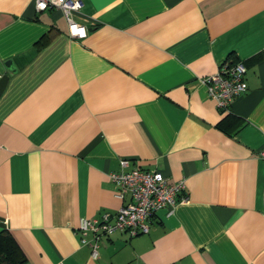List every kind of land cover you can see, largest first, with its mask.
Instances as JSON below:
<instances>
[{
	"label": "crops",
	"instance_id": "1",
	"mask_svg": "<svg viewBox=\"0 0 264 264\" xmlns=\"http://www.w3.org/2000/svg\"><path fill=\"white\" fill-rule=\"evenodd\" d=\"M82 1L74 39L60 10L0 0V231L23 264H264V0ZM238 59L227 112L202 79ZM121 158L187 200L93 258L77 228L130 200Z\"/></svg>",
	"mask_w": 264,
	"mask_h": 264
},
{
	"label": "built area",
	"instance_id": "2",
	"mask_svg": "<svg viewBox=\"0 0 264 264\" xmlns=\"http://www.w3.org/2000/svg\"><path fill=\"white\" fill-rule=\"evenodd\" d=\"M34 6L39 11L60 10L67 22L69 36L74 39L86 37L85 27L73 18V14L83 7L82 0H34ZM245 72L242 60L238 59L223 63L215 73L202 79L208 96L218 109L229 112L235 99L246 92ZM119 164L120 169L111 172L109 177L115 184V195L123 199L128 193L130 200L114 213L103 212L97 218H81L77 228L81 242L91 247L93 258L97 257L101 235L114 231H123L130 237L146 234L149 231V218L155 211L166 207L171 209L177 202L187 200L183 180L169 183L161 171L130 167L127 158H121ZM88 234H91V240L86 238Z\"/></svg>",
	"mask_w": 264,
	"mask_h": 264
},
{
	"label": "trees",
	"instance_id": "3",
	"mask_svg": "<svg viewBox=\"0 0 264 264\" xmlns=\"http://www.w3.org/2000/svg\"><path fill=\"white\" fill-rule=\"evenodd\" d=\"M229 116L227 115L225 118L227 119ZM23 263V254L14 238L6 230L0 231V264Z\"/></svg>",
	"mask_w": 264,
	"mask_h": 264
},
{
	"label": "water",
	"instance_id": "4",
	"mask_svg": "<svg viewBox=\"0 0 264 264\" xmlns=\"http://www.w3.org/2000/svg\"><path fill=\"white\" fill-rule=\"evenodd\" d=\"M4 66L6 67L8 73L15 71V69H12L13 68L12 61H9V60L5 61ZM7 80H8V74L7 73L0 75V93L4 89V87L7 83Z\"/></svg>",
	"mask_w": 264,
	"mask_h": 264
}]
</instances>
